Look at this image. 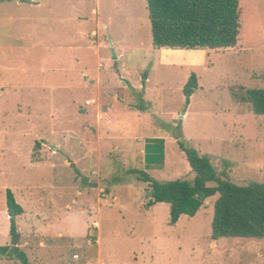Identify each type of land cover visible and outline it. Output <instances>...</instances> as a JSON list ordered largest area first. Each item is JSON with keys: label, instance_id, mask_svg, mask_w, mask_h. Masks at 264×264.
<instances>
[{"label": "rangeland", "instance_id": "obj_1", "mask_svg": "<svg viewBox=\"0 0 264 264\" xmlns=\"http://www.w3.org/2000/svg\"><path fill=\"white\" fill-rule=\"evenodd\" d=\"M240 11L237 47L183 62L153 46L147 0H0V247L12 245L10 190L30 264H263L264 239L212 240L219 196L172 225L136 174L194 182L182 141L235 184H264V116L246 95L264 89V0ZM111 71L124 79L100 100L91 82ZM140 95L152 106L141 118ZM96 119L101 152L82 143Z\"/></svg>", "mask_w": 264, "mask_h": 264}, {"label": "trees", "instance_id": "obj_2", "mask_svg": "<svg viewBox=\"0 0 264 264\" xmlns=\"http://www.w3.org/2000/svg\"><path fill=\"white\" fill-rule=\"evenodd\" d=\"M147 4L153 46L157 49L205 51L238 45L240 0H147ZM198 88V78L192 74L184 90L188 105ZM246 95L254 115L264 116V89H249ZM137 98L142 103L137 106V111L145 113L152 108L141 95ZM178 144L195 173V180L192 183L185 180L160 183L145 172H136L138 180L151 188L147 207L169 205L171 224L176 225L183 216L194 218L205 201L219 196L214 205L212 240H263L264 184H235L227 172L220 174L212 160L202 156L194 146H187L182 141ZM152 151L150 149L149 153L154 154ZM160 155L162 161V153ZM7 201L10 210L15 208L17 217L23 213L10 190ZM10 220L12 245L0 247V254L15 258L22 264H30L27 254L20 248L21 234L16 218Z\"/></svg>", "mask_w": 264, "mask_h": 264}, {"label": "crops", "instance_id": "obj_3", "mask_svg": "<svg viewBox=\"0 0 264 264\" xmlns=\"http://www.w3.org/2000/svg\"><path fill=\"white\" fill-rule=\"evenodd\" d=\"M162 51H163V53L165 55L172 53V55H179V56H181L183 62H186V60L190 59L193 55L199 57V56L203 55L204 53H206L205 51H202V50L201 51H186V50L162 49ZM166 51H174V52H166ZM128 76L131 77L130 75H128ZM122 79H124V76L119 77V73H117L115 71L108 72L107 75L100 73L98 75L96 81H92L91 82L92 83L91 85H92V87H94V86L97 87V90L100 93L98 98L100 100H103L102 96L104 94H106V97L109 98L110 93H113V91H114L115 84L116 83L117 84H120V82H121ZM131 79L134 81L136 87H139L138 86L139 85V81L136 78H132L131 77ZM147 80H148V77H146L144 79V82H147ZM86 87H89V86H86ZM107 88H110L111 91H109ZM114 99L116 100L117 97H114ZM94 101H96V100H94ZM88 103H90V101L87 102V104ZM109 110H110L109 112H112L111 109H109ZM138 112H136V113L138 114V117H139L141 115V112L140 113H138ZM139 118H141V117H139ZM86 123H88V122H86ZM101 124H102V122L96 119V128H94L90 124H84V125H82L80 127L81 128V131H82V138H83L82 143L85 146V149H88L89 150L90 148H96V149L98 148L99 152L102 151L101 149H102V145H103V141H104V136H102V134H101V132H102ZM92 135H93V137H92ZM111 137H112V135H111ZM108 143H109L110 146H114V145H112V140H108ZM86 170L87 169L85 167V171ZM40 215L41 214H39V215L36 216L37 221L40 220ZM67 215L68 214H66V216ZM96 224L99 225L98 223H96ZM33 231H35V230H33ZM63 232H65V231H63ZM97 243L99 245V243H100V240L99 239L97 240ZM42 245L45 247L44 244H42Z\"/></svg>", "mask_w": 264, "mask_h": 264}, {"label": "water", "instance_id": "obj_4", "mask_svg": "<svg viewBox=\"0 0 264 264\" xmlns=\"http://www.w3.org/2000/svg\"><path fill=\"white\" fill-rule=\"evenodd\" d=\"M148 196L151 198V192H148ZM10 216H11V218L16 217V210H15V208H12L10 210Z\"/></svg>", "mask_w": 264, "mask_h": 264}]
</instances>
